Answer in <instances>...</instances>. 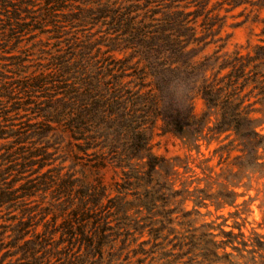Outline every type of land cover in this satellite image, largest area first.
Here are the masks:
<instances>
[{"label":"trees","instance_id":"16d2710c","mask_svg":"<svg viewBox=\"0 0 264 264\" xmlns=\"http://www.w3.org/2000/svg\"><path fill=\"white\" fill-rule=\"evenodd\" d=\"M76 1L45 0L33 23L7 17L18 32L50 23L57 41L44 69L0 79V264L121 256L130 264L154 252L162 264H264V235H245L237 223L225 229V218L195 224L200 207L236 206L239 194L223 182L215 191L176 188L174 164L151 152L149 135L160 120L196 147L218 140L219 162L237 152L235 178L264 174L254 115L264 102V42L245 55L223 51L220 14L224 5L262 8L264 0ZM108 168L118 175L114 194L103 181ZM47 190V201L30 199Z\"/></svg>","mask_w":264,"mask_h":264},{"label":"rangeland","instance_id":"374dc122","mask_svg":"<svg viewBox=\"0 0 264 264\" xmlns=\"http://www.w3.org/2000/svg\"><path fill=\"white\" fill-rule=\"evenodd\" d=\"M6 1L8 6L6 8L0 7V79L10 82L44 69L55 53L54 44L57 39L52 37V32H49L52 28L50 23L42 26V28H33L32 31H16L19 28L9 30V23L14 18H17L19 23L24 25L25 23H33L38 18L43 17L45 0ZM213 1L215 0L211 2ZM224 7L225 5L220 10L221 15H226L221 34L229 36L223 51L227 53L237 51L245 55L252 51L254 45L264 42V37L260 34L262 20L264 19V7L257 8L245 3L227 12L223 10ZM63 11L67 10L64 9ZM58 12L56 18L61 19L60 11ZM9 16L11 17L10 21L7 19ZM34 25L38 27V24ZM60 45H63V43ZM257 107H259V111L254 112V115L262 119V123L257 129L264 133V102L257 105ZM193 110L197 115H200L204 110L203 101L199 97L193 100ZM209 120L212 121L213 116ZM149 135L151 152L174 164L176 173L171 176V180L176 188L188 187L193 189L199 187L209 189L211 185L210 191H215L217 189L216 183L223 182L228 188H233L239 194L235 201V204H238L236 206L234 204L226 205L219 210H215L212 205L208 208L200 207V212L205 215L195 217L196 225L204 221H213L214 224H217L225 218L228 225L225 229H229L230 226L237 223L241 224V229L245 235H250L251 232L264 235V174L247 170L243 173L241 179L235 178L232 174L236 171L233 157L237 152L232 151L228 158L219 162L218 154L214 152L218 140L201 139L198 141L199 146L196 147L189 142L187 137L166 130L160 120H157L149 130ZM223 137L224 134L219 139ZM5 141L0 140V145ZM261 153L263 154L264 151ZM57 163L58 161L55 162V164ZM68 164L69 161L64 162V165ZM115 179H118L117 172L111 168L106 169L103 181L111 194H114L112 182ZM50 196V190L38 191L30 199L36 202L40 200L45 202ZM243 201L245 203H242ZM184 206L190 209L192 208V202L188 200L184 203ZM207 209L211 211V214H206ZM233 231L236 232L237 229L233 228ZM148 238L149 236L144 233L140 239L147 240ZM161 240L159 239V241ZM164 244L166 249L170 247L169 244H166V241H164ZM227 250L229 251L230 248H227ZM0 257H2V252H0ZM140 257H144V255ZM158 257V253L154 252L153 256H146L142 263L137 262L136 258L133 257L130 259V264H162V260ZM125 263L126 260L121 256L119 260L112 261L111 264ZM101 264H104V262Z\"/></svg>","mask_w":264,"mask_h":264}]
</instances>
